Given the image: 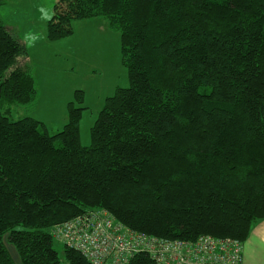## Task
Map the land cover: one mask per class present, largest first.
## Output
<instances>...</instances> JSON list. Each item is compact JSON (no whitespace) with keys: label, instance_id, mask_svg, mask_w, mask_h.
<instances>
[{"label":"trees","instance_id":"1","mask_svg":"<svg viewBox=\"0 0 264 264\" xmlns=\"http://www.w3.org/2000/svg\"><path fill=\"white\" fill-rule=\"evenodd\" d=\"M96 17L119 33L128 86L105 99L88 146L83 90L54 135L9 118L37 90L0 20V264H61L50 230L95 209L165 241L244 243L264 220V0H57L47 39Z\"/></svg>","mask_w":264,"mask_h":264},{"label":"rangeland","instance_id":"2","mask_svg":"<svg viewBox=\"0 0 264 264\" xmlns=\"http://www.w3.org/2000/svg\"><path fill=\"white\" fill-rule=\"evenodd\" d=\"M57 0H0V20L9 32L26 44L27 69L36 86L30 106H10L9 118H32L45 124L49 135L60 132L67 122V103L75 90L85 92L80 120V141L90 144V128L107 97L117 87H127V70L120 62L119 33L103 17L74 20L72 35L47 39V22ZM11 255L17 260L12 247ZM61 264H68L62 242L53 240Z\"/></svg>","mask_w":264,"mask_h":264},{"label":"built area","instance_id":"3","mask_svg":"<svg viewBox=\"0 0 264 264\" xmlns=\"http://www.w3.org/2000/svg\"><path fill=\"white\" fill-rule=\"evenodd\" d=\"M50 233L53 240L78 252L88 264H127L136 253L148 254L157 264H243L239 240L165 241L119 225L105 209L55 225Z\"/></svg>","mask_w":264,"mask_h":264},{"label":"crops","instance_id":"4","mask_svg":"<svg viewBox=\"0 0 264 264\" xmlns=\"http://www.w3.org/2000/svg\"><path fill=\"white\" fill-rule=\"evenodd\" d=\"M243 264H264V220L253 227L243 243Z\"/></svg>","mask_w":264,"mask_h":264}]
</instances>
